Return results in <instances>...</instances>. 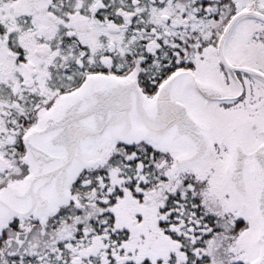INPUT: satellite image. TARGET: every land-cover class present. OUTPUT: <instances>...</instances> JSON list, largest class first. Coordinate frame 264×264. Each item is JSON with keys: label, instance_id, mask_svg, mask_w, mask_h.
Returning a JSON list of instances; mask_svg holds the SVG:
<instances>
[{"label": "snow or ice", "instance_id": "1", "mask_svg": "<svg viewBox=\"0 0 264 264\" xmlns=\"http://www.w3.org/2000/svg\"><path fill=\"white\" fill-rule=\"evenodd\" d=\"M0 264H264V0H0Z\"/></svg>", "mask_w": 264, "mask_h": 264}]
</instances>
